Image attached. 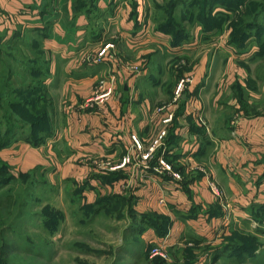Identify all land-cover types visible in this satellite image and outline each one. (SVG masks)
Instances as JSON below:
<instances>
[{
	"label": "crops",
	"instance_id": "obj_1",
	"mask_svg": "<svg viewBox=\"0 0 264 264\" xmlns=\"http://www.w3.org/2000/svg\"><path fill=\"white\" fill-rule=\"evenodd\" d=\"M150 6L149 0H97L78 13L72 0H0V43L41 46L48 60L44 86L57 107L51 136L39 145H8L0 149V160L19 173L48 171L51 179L78 188L83 205H114L113 195L129 196L132 212L153 222L142 233L135 228L136 236L151 244L168 247L188 238L203 246L248 220L264 227V221L254 220L264 206V102L243 101L240 91L225 101L229 92L220 90L222 70L216 68L217 56L224 54L206 53L209 49L195 62L193 83L183 97L173 101L172 87L168 99L161 75L169 68L171 42L148 33ZM29 31L37 37L27 38ZM107 43L112 47L99 55ZM129 65L140 69L131 71ZM170 66L182 68L180 61ZM235 82L246 97L239 75ZM102 87H111L110 96L93 100ZM166 110L174 116L160 153L179 177L160 169L155 158L138 167H116L130 135L150 143L164 126ZM199 114L208 129L198 122ZM209 179L222 197L212 193ZM164 226L168 233L161 237Z\"/></svg>",
	"mask_w": 264,
	"mask_h": 264
},
{
	"label": "rangeland",
	"instance_id": "obj_2",
	"mask_svg": "<svg viewBox=\"0 0 264 264\" xmlns=\"http://www.w3.org/2000/svg\"><path fill=\"white\" fill-rule=\"evenodd\" d=\"M149 1L151 6L145 17L150 23L148 33L155 38L167 36L171 42V49L167 51L166 69L169 68L161 75V88L168 99L172 97L168 89L174 88L182 75L192 74L195 62L209 49L206 53L224 54L217 56L216 68L222 70L218 84L221 85L220 90L229 92L225 101L240 91L243 101L255 98L264 102V0H218V6L214 9L217 18L209 21L214 25L212 29H204L203 18L197 12L202 8L203 0H185L187 6L183 4L174 8L170 7L172 0H156L158 3ZM75 5V0H72L73 9ZM257 10L258 19L262 22L257 28L252 24L248 29L252 36L240 45L242 25L244 21H254ZM176 29H180V34H185L186 39L181 44L173 45ZM26 36L35 38L37 33L33 31L30 34L29 31ZM230 36L237 39L229 42ZM196 40L204 43L198 46L194 44ZM26 46L20 48L16 44H0V73H6V69L12 67L8 80L10 92H5L3 109L0 110V132L5 131L13 112L15 121L20 124L13 126L19 128L14 131L15 140L9 145L28 141L27 134L31 128L26 118L15 114L17 111L8 105L29 99L23 86L35 82L37 74L32 68L38 69L35 68L36 61L41 68L48 63L47 57L39 51L38 43L30 45L31 48ZM173 47H179L177 53V50H172ZM179 61L182 65L179 71L170 68L172 63ZM236 69H239L238 74ZM231 72L234 74L228 77ZM38 73L42 74V83L46 85L47 69ZM4 75L0 76V81L4 80ZM238 75L247 87L246 97L244 89L236 86ZM232 77L234 81L231 82ZM50 99L53 106L47 111L54 123V110L57 107L55 99L51 96ZM22 110L28 111L24 107ZM240 110H244L241 104ZM246 110L250 112L252 108ZM2 163L5 162L0 160V198L8 200V195L12 198L10 207V203L4 202L0 211V264L4 261L7 264L162 263L149 254L156 244L136 236V217H131L125 206L109 204L105 208L99 207L94 213L80 203L78 188L68 182L51 179L48 171L37 169L21 175L9 165L8 171ZM251 223L250 220L244 222L241 229L230 231L226 236L217 235L214 244L200 246L196 241L184 238L178 245L165 246L167 258L163 259L162 264H264V227Z\"/></svg>",
	"mask_w": 264,
	"mask_h": 264
},
{
	"label": "trees",
	"instance_id": "obj_3",
	"mask_svg": "<svg viewBox=\"0 0 264 264\" xmlns=\"http://www.w3.org/2000/svg\"><path fill=\"white\" fill-rule=\"evenodd\" d=\"M218 0H203V5L201 10H197L198 13L201 14V17L203 18V24H204V29H212V27L214 25L211 24V22H209L212 18H217V13L214 12V9L217 8L216 6V2ZM227 0H224V2H226ZM76 5L79 6L77 7L75 5V10L79 13V12H84L86 9L88 8H92L93 6L96 5L97 0H75ZM183 4H185L186 6L188 5L187 2H185V0H172L170 7H176L178 5L183 6ZM77 8V9H76ZM84 8V10H83ZM90 8V9H91ZM93 10V9H92ZM257 14L255 15V20H250L248 22L243 23L242 25V39L240 40L239 38V43L240 45L243 43H246V40H249V38L252 36V34L250 33V31L248 30L251 26L254 25V27H259V25L261 24V20L258 19L259 17V11H256ZM226 14V13H223ZM216 15V16H215ZM253 24V25H252ZM249 31V32H248ZM180 29H176L174 31V36L172 38V44L173 45H178L181 44L182 41H184L185 38V34L181 35L180 34ZM232 39H237L235 36H230L229 37V42L232 41ZM12 43H8L9 44H13ZM1 44V43H0ZM238 44V43H237ZM236 44V45H237ZM4 45V44H3ZM42 56H39V58H41ZM37 58V59H39ZM36 67L38 69H33L32 71L35 72L37 74V78H35V82L33 84H28L23 86V88H25L27 90V94L29 96V99H25L23 101H16V102H12L8 105V107L14 108L17 112H15V114H18L22 117L26 118V121L29 122L31 131L30 133L27 134V140L32 143L33 145H39L41 143H43L46 138H48L49 136H51V134L53 133V129H54V123L52 121V118L50 117V115L48 114V110L51 109V107L53 106V101L50 99V96L46 94L47 90L46 87L44 86V84L42 83L41 80V75L40 73H38L39 71H42V69H46V67H39V62L36 61ZM48 64V63H47ZM12 70V67H10L8 70L6 69V73H0V76L4 75V80L0 81V110L3 109V99L5 98V92H10V89H8V80H10L11 77V73L10 71ZM186 96V94H185ZM183 104V102H182ZM22 107H24L25 109H27L28 111H23ZM50 112V111H49ZM12 115V116H11ZM14 112L10 114L9 118L10 120L7 122L6 124V129L4 132H0V149L5 148L6 146H8L10 144V142L12 140H15V132L17 129L13 128V126L16 125H20L19 122H16L14 117ZM12 119H14V121H12ZM1 124V123H0ZM3 167L5 169H9L5 163H2ZM10 170V169H9ZM8 170V171H9ZM24 173H21V175H23ZM8 200H3L0 198V211L1 208L4 204V202H8L9 207L11 205V195H8ZM129 197V196H127ZM125 197H121L118 195H113L112 199L116 202V203H122L123 206H125L127 208V211L129 212L131 217H136V224H135V228L138 229L139 233H142V229L145 225H153L152 220L150 219V217H147V215H137L135 213L132 212V210L129 208V198ZM7 203V204H8ZM107 203H103L102 201H99L97 204H91V205H85L88 209H92V211L95 213L99 207H107L106 206ZM104 207V208H105ZM255 221L258 222V224L263 223L264 221V206L262 208V210L258 213L255 214ZM159 236L164 237L165 235H167L168 233V229L166 226L162 227L159 230ZM198 243V242H197ZM154 260H158L160 263L162 261L163 262V258L156 256L154 258ZM161 263V264H162ZM2 264H7V261L2 262Z\"/></svg>",
	"mask_w": 264,
	"mask_h": 264
},
{
	"label": "built area",
	"instance_id": "obj_4",
	"mask_svg": "<svg viewBox=\"0 0 264 264\" xmlns=\"http://www.w3.org/2000/svg\"><path fill=\"white\" fill-rule=\"evenodd\" d=\"M112 47V44L107 43L103 46V48L100 50L99 55L103 56L106 51ZM131 71L138 72L140 67L139 65H129L128 67ZM194 76L192 74H184L177 80L174 89H173V101H178L181 99L187 90V88L193 83ZM104 87H102L103 89ZM112 93L111 87H106L103 89V91L97 93L93 100L97 101H103L107 99L110 94ZM165 109L164 107H161L159 110ZM173 112L166 110V114L163 115L161 118V122L164 124V126L158 131V133L155 135V137L150 141L148 144H144L140 138L135 134L132 133L130 135V143L126 148V151L121 157V160L119 164L116 167H125L127 165H131L133 167H138L141 165H145L148 163L151 159L155 158L158 166L163 171H168L172 173V175L176 178L179 177L178 173L173 171L172 165L167 161L165 155L161 152L160 149L162 148L164 144V139L167 134V128L166 125L169 124L173 119ZM198 122L205 126L206 129H208L207 124L201 114L198 116ZM159 152V153H158ZM209 188L212 191V193L217 197H222V191L217 186V183L209 179L208 181ZM150 257H156L159 256L163 259L167 258V251L163 244H156L152 246V248L149 250Z\"/></svg>",
	"mask_w": 264,
	"mask_h": 264
}]
</instances>
